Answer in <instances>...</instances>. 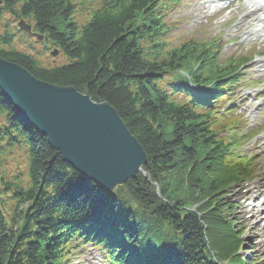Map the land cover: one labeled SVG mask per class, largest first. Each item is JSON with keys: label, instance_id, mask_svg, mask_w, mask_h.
<instances>
[{"label": "trees", "instance_id": "1", "mask_svg": "<svg viewBox=\"0 0 264 264\" xmlns=\"http://www.w3.org/2000/svg\"><path fill=\"white\" fill-rule=\"evenodd\" d=\"M176 1L101 0L80 25L73 0H0V58L109 103L147 160L104 190L0 92V264H69L76 243L108 264H257L237 252L241 231L224 201L252 161L231 153L236 131L220 132L237 121L218 109L245 58L220 59L208 38L171 45L165 15ZM20 19L41 39L17 28ZM54 48L62 60L42 62Z\"/></svg>", "mask_w": 264, "mask_h": 264}, {"label": "rangeland", "instance_id": "2", "mask_svg": "<svg viewBox=\"0 0 264 264\" xmlns=\"http://www.w3.org/2000/svg\"><path fill=\"white\" fill-rule=\"evenodd\" d=\"M205 1L179 0V2L172 3L165 15L169 30L164 37L171 45H177L184 39L193 40L216 36L215 42L220 41L218 50L220 59H227L237 54H250L252 48L259 53L253 61L242 67L241 78L232 87L231 100L222 104L221 110L232 106L238 115H242L244 120L239 126L242 128L240 129L242 139L238 141V144L241 151L255 157L250 167V177L244 178L224 193L226 196L224 201L234 204L233 210L227 215L229 214L228 216L233 219L238 235L241 231V242L237 252L245 260H254L258 264H264V220H260L264 217V207L260 205V199L264 196V52H261L264 50V43L254 44L247 39L244 43L230 42V39H240L253 31L249 29L251 22L246 21L245 18L238 21L240 24H233L231 28H227L237 16L245 12V0H237L238 10L224 17L219 16L218 20H213L215 15L208 11V6L204 4ZM100 2L101 0H73L74 20L80 25L84 24L90 11ZM14 24L11 25L15 26ZM222 31L223 33L217 36ZM34 46L39 47L40 45L35 44ZM40 57L42 62L53 64H58L63 58L60 54L52 56L49 51L43 52ZM256 79L263 83H257ZM249 86H259L260 90L246 94ZM247 129L248 133H246ZM220 135H227L226 131H221ZM249 179L251 181H247ZM77 245L81 247L77 250L71 249L69 264H104L101 251L93 245L75 244V247Z\"/></svg>", "mask_w": 264, "mask_h": 264}, {"label": "water", "instance_id": "3", "mask_svg": "<svg viewBox=\"0 0 264 264\" xmlns=\"http://www.w3.org/2000/svg\"><path fill=\"white\" fill-rule=\"evenodd\" d=\"M18 25L30 28L23 21ZM57 53L56 49L50 52ZM0 92L64 162L103 189L126 183L146 164L143 147L106 101H93L73 86L42 81L3 58Z\"/></svg>", "mask_w": 264, "mask_h": 264}, {"label": "bare ground", "instance_id": "4", "mask_svg": "<svg viewBox=\"0 0 264 264\" xmlns=\"http://www.w3.org/2000/svg\"><path fill=\"white\" fill-rule=\"evenodd\" d=\"M256 6L257 7H256L255 11H253V13H251V14L256 17L257 22L259 23V25H263L264 26V12L260 13V11L262 9H264V7H259L258 4ZM263 30H264V27H263ZM260 202H261L260 205H263V207H264V196H263L262 199H260ZM260 220H264V217H261Z\"/></svg>", "mask_w": 264, "mask_h": 264}]
</instances>
